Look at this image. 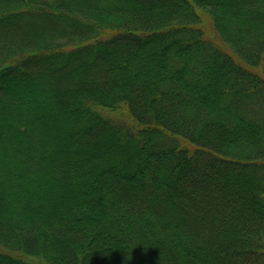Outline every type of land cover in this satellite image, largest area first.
I'll return each instance as SVG.
<instances>
[{"label": "trees", "instance_id": "16d2710c", "mask_svg": "<svg viewBox=\"0 0 264 264\" xmlns=\"http://www.w3.org/2000/svg\"><path fill=\"white\" fill-rule=\"evenodd\" d=\"M0 264H264V0H0Z\"/></svg>", "mask_w": 264, "mask_h": 264}, {"label": "rangeland", "instance_id": "374dc122", "mask_svg": "<svg viewBox=\"0 0 264 264\" xmlns=\"http://www.w3.org/2000/svg\"><path fill=\"white\" fill-rule=\"evenodd\" d=\"M35 261V260H34Z\"/></svg>", "mask_w": 264, "mask_h": 264}]
</instances>
